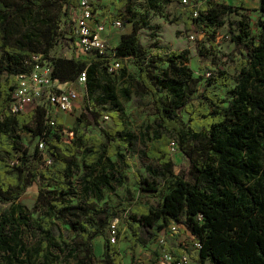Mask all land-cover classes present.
<instances>
[{"label":"trees","instance_id":"16d2710c","mask_svg":"<svg viewBox=\"0 0 264 264\" xmlns=\"http://www.w3.org/2000/svg\"><path fill=\"white\" fill-rule=\"evenodd\" d=\"M133 1L110 0L114 12L109 5L101 8L99 2L91 7L109 21L119 20L131 27L115 44L120 67L110 72L106 63L111 54L51 55L62 28L67 27L64 37L70 32L71 10L79 0H0V49L4 53L0 59V203L6 205L0 208V264L55 262L54 228L57 220L64 219L78 235L69 254L79 264H123L121 240L128 241L131 248L138 242L152 243L173 220L184 223L200 243V264L205 260L212 264H264V20L255 35L243 18L230 23L234 26L231 39L240 54L231 97L208 88L231 84L232 76L223 70L209 73L206 86L194 96L197 79L186 64L188 51L143 45L138 36L141 25L132 17ZM145 1L154 7L159 1L171 0ZM188 1V6L178 9L174 22L183 24L186 31L204 34L215 47L217 28L226 23L224 15L236 7L224 0ZM258 2L264 13V0ZM68 14L69 20L62 26ZM197 49L201 54L205 43L199 42ZM126 57L138 69L142 90L151 95L156 111L143 155L157 167L147 168L151 178H140L144 185L135 200L110 208L98 200L125 181L113 159L128 168L125 152L132 150L136 139L125 129L119 111L109 113L114 126L102 128L103 137L86 132L90 120L81 112L68 137L62 117L55 116L54 124L49 123V107L11 111L12 76L30 72L44 60L51 61V75L60 82H75L85 71V104L100 124L102 112L89 93L101 77L107 82L104 90L108 97L114 99L111 90L117 74L125 75ZM121 92L124 98L129 97L128 83ZM183 113L188 115L186 123ZM23 132L39 138L32 152L23 143ZM173 136L188 159L187 169L177 173L173 172L170 148ZM79 154L84 173L78 194L73 177L78 169L74 158ZM32 183H39L36 217L17 201ZM148 193L159 200L143 202ZM120 213L125 215L124 222L118 219ZM113 222L115 242L106 237ZM142 230L147 233L146 240L141 239ZM32 234L35 243L29 246ZM97 236L105 237L100 258L93 253Z\"/></svg>","mask_w":264,"mask_h":264},{"label":"rangeland","instance_id":"374dc122","mask_svg":"<svg viewBox=\"0 0 264 264\" xmlns=\"http://www.w3.org/2000/svg\"><path fill=\"white\" fill-rule=\"evenodd\" d=\"M12 3H17L19 0H7ZM225 3L230 4L236 9L231 14L224 15L226 23L217 28V33L214 39L215 47L205 40L204 34L198 32L186 31L183 24H176L174 17L179 8H184L186 5L179 0H171L168 3L159 1L154 7L145 0H134L132 2V17L134 20L139 21L141 28L138 30V36L143 45L149 49H154L158 45H168L172 49L187 50L188 61L187 66L191 69L194 77L197 79L198 91L194 96H197L199 91L206 86V77L209 73L223 70L232 76L231 84L228 86L211 84L208 88L214 90L222 97L230 98L237 80L236 65L240 60V54L235 49L234 43L231 39V31L234 26L230 23L239 19H244L249 23V30L252 35L257 33L259 22L264 20V13L259 10L258 0H224ZM101 8L109 5L111 11H115L110 0H98ZM240 7V8H239ZM69 14L65 15L66 21H63L62 26L69 19ZM130 25L121 26L115 29L116 33L110 44L115 43L120 34L130 30ZM67 27H63L54 47L51 50V55L64 56L66 53L67 36L64 37V32ZM204 42L205 49L201 54L198 52V43ZM4 58V53L0 49V59ZM125 75L122 77L117 74V80L112 87L111 93L114 99L108 97V93L104 90L107 85L106 80L99 77L97 87L89 93V96L94 98L98 103V108L102 112L99 118V123L94 121V115L91 110L86 106L85 85L75 84L74 87L79 92V98L75 101L74 105L69 111L60 113L55 109L49 107V113L53 116H60L64 120L63 129L65 134L70 137V128L74 119L81 113L85 112L90 120V124L86 129L89 134L103 137L102 128H112L114 123L109 115L113 110H118L120 118L124 121L125 129L132 132L136 139L132 145L130 152H125V156L130 162L127 168L124 164L114 158L115 166L119 174L125 177V181L121 185H115L113 191H106L98 204L113 208L119 202H126L128 200H135L139 194V189L144 183L140 182L141 177H150L147 168L150 166L156 168L157 164L147 159L143 152L148 146V136L151 133L153 121L156 118V111L153 106L152 97L143 92L139 82L138 69L129 57L124 58ZM128 83L129 97L124 98L122 95V86ZM194 104L197 103L195 99ZM34 106L30 104L27 108ZM188 115L183 113V122L186 123ZM23 143L28 146L29 151L32 152L34 147L38 145L39 138L32 137L30 133L23 132L21 134ZM174 137L175 144L172 152L173 172L177 173L180 170H185L188 167V159L179 151L176 137ZM77 165V171L74 174V183L76 191L79 194L81 189V176L84 169L81 163V155L74 158ZM189 179V176H186ZM38 184L32 183L26 191L17 200L20 204L27 207L32 216L36 217L37 212L34 211V205L38 194ZM43 187L48 188L46 183H40ZM142 200L145 203H156L159 198L152 194H146ZM6 205L0 203V208ZM119 220L125 221L124 213H120ZM117 221V219L115 220ZM34 235H29V246L34 245ZM109 236V228L106 230V237ZM141 239H147V233L142 230ZM79 240L76 232L71 228L69 221L61 220L56 221L54 228V246L52 248L53 254L56 255V261L52 264H79L76 262L74 256L69 254L70 249ZM166 238H159L152 243L138 242L134 248H131L130 243L126 240H121L119 245L120 253L123 256V264H160L165 256L171 258V254L166 247L168 243ZM105 242V237L97 236L93 239V253L96 257L100 258L102 254V244ZM173 255V254H172Z\"/></svg>","mask_w":264,"mask_h":264},{"label":"built area","instance_id":"2783aa9c","mask_svg":"<svg viewBox=\"0 0 264 264\" xmlns=\"http://www.w3.org/2000/svg\"><path fill=\"white\" fill-rule=\"evenodd\" d=\"M186 6L190 4L188 0H180ZM98 0H79L76 7L71 10V21L68 22L70 32L67 36L66 53L67 57H82L92 52L100 55L111 54L107 61V69L116 72L120 67L118 58L114 55L115 44H110L109 32L121 26L119 20L109 21L106 17L100 16L99 12L92 11L91 7ZM38 57H36L37 59ZM15 82L10 109L13 112L24 111L28 105L45 106L64 113L70 110L75 101L79 98V92L74 87L75 84L85 85L86 76L83 71L75 82H60L51 75V61L44 60L36 64L30 72L18 73L12 76ZM55 116L51 115L50 124H54ZM175 140L170 143L171 150ZM42 142L39 148L43 149ZM49 163V160L46 161ZM116 222V221H115ZM115 222L109 226L108 238L115 242ZM195 247H201L199 242ZM188 256L183 255L174 264H185ZM170 257L165 256L160 264H168Z\"/></svg>","mask_w":264,"mask_h":264},{"label":"crops","instance_id":"0c3cea01","mask_svg":"<svg viewBox=\"0 0 264 264\" xmlns=\"http://www.w3.org/2000/svg\"><path fill=\"white\" fill-rule=\"evenodd\" d=\"M115 31L116 30L113 29L109 32L110 40L113 39L114 34L117 32ZM117 41L115 43H117ZM159 238H166L167 240L166 242L168 243L169 247H166V249L171 254V259L168 264H174V262L177 261L183 255H187L189 257L188 261L185 264H200V262L197 260V257L199 255V249L195 247V243L197 241H195L194 235L184 223L174 220L171 221L166 230L163 231L157 239ZM102 245H104V242ZM203 264L212 263L209 260H205Z\"/></svg>","mask_w":264,"mask_h":264}]
</instances>
